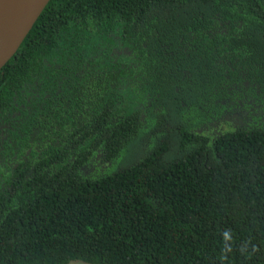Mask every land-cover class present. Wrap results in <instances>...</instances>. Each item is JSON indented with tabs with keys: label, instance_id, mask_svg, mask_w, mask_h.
I'll return each mask as SVG.
<instances>
[{
	"label": "trees",
	"instance_id": "trees-1",
	"mask_svg": "<svg viewBox=\"0 0 264 264\" xmlns=\"http://www.w3.org/2000/svg\"><path fill=\"white\" fill-rule=\"evenodd\" d=\"M72 260L264 264V0L46 3L0 67V264Z\"/></svg>",
	"mask_w": 264,
	"mask_h": 264
},
{
	"label": "water",
	"instance_id": "water-1",
	"mask_svg": "<svg viewBox=\"0 0 264 264\" xmlns=\"http://www.w3.org/2000/svg\"><path fill=\"white\" fill-rule=\"evenodd\" d=\"M49 0H0V67L16 51L35 19ZM20 24L21 31L8 43L2 53L1 46L7 40L4 29Z\"/></svg>",
	"mask_w": 264,
	"mask_h": 264
},
{
	"label": "bare ground",
	"instance_id": "bare-ground-1",
	"mask_svg": "<svg viewBox=\"0 0 264 264\" xmlns=\"http://www.w3.org/2000/svg\"><path fill=\"white\" fill-rule=\"evenodd\" d=\"M20 31V24H14L12 27L4 29L3 33L7 35V40L1 46L2 53L5 52V50L7 49L8 43H10L14 39V37H16L18 33H20Z\"/></svg>",
	"mask_w": 264,
	"mask_h": 264
},
{
	"label": "rangeland",
	"instance_id": "rangeland-1",
	"mask_svg": "<svg viewBox=\"0 0 264 264\" xmlns=\"http://www.w3.org/2000/svg\"><path fill=\"white\" fill-rule=\"evenodd\" d=\"M67 264H87V263H84V262H81V261H78V260H72V261L68 262Z\"/></svg>",
	"mask_w": 264,
	"mask_h": 264
}]
</instances>
